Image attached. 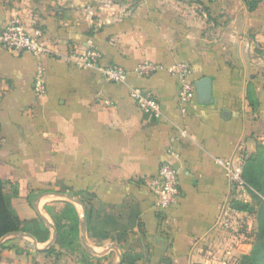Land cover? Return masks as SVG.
I'll return each mask as SVG.
<instances>
[{
	"label": "crops",
	"instance_id": "obj_1",
	"mask_svg": "<svg viewBox=\"0 0 264 264\" xmlns=\"http://www.w3.org/2000/svg\"><path fill=\"white\" fill-rule=\"evenodd\" d=\"M15 16L28 34L41 29L54 54L39 61L0 46V178L19 219L47 234L7 235L0 264H238L250 254L264 202V0L253 12L243 0H0V28ZM90 47L128 81L70 60ZM145 62L165 69L138 77ZM177 62L195 85L210 79L207 97L196 86L182 103L168 72ZM133 88L156 97L159 117L138 108ZM218 160L243 161L262 191L248 184L240 195ZM164 164L180 189L166 210L145 185ZM68 206L79 216L75 238L61 215Z\"/></svg>",
	"mask_w": 264,
	"mask_h": 264
},
{
	"label": "built area",
	"instance_id": "obj_2",
	"mask_svg": "<svg viewBox=\"0 0 264 264\" xmlns=\"http://www.w3.org/2000/svg\"><path fill=\"white\" fill-rule=\"evenodd\" d=\"M0 46L11 52L30 53L39 61L54 54L45 43L43 31L37 29L33 34H28L22 19L17 16L12 17L4 27L0 28ZM101 59V52L94 47L70 55V60L76 66L99 71L105 81L109 83L123 84L128 81L130 75L128 71L115 66L101 67ZM163 69L165 68L161 65L145 62L135 68L134 74L141 78H147ZM168 72L179 79L181 101L183 104L188 103L196 94V85L191 80V67L186 63L177 62L168 68ZM44 73V66L39 63L34 78V89L39 97L46 94ZM130 97L142 111H150L157 117L161 115L160 104L152 93L133 88L130 89ZM102 103L106 106L111 104L108 100H104ZM218 163L224 167L228 182L235 191L244 195L250 190L243 176V161L236 164L233 160H218ZM177 174L178 172L174 167L164 164L161 166L157 177L145 180L146 188L156 196L157 206L163 210L173 207L179 200L180 189ZM221 224L225 230L232 229V225L228 221L222 220Z\"/></svg>",
	"mask_w": 264,
	"mask_h": 264
},
{
	"label": "trees",
	"instance_id": "obj_3",
	"mask_svg": "<svg viewBox=\"0 0 264 264\" xmlns=\"http://www.w3.org/2000/svg\"><path fill=\"white\" fill-rule=\"evenodd\" d=\"M248 9L253 12L258 8L260 0H243ZM244 179L246 182L257 189L258 192L262 191V185L258 181V175L247 171L243 172ZM232 208L240 212H250L251 206L249 204L234 201L232 203ZM63 219H68L71 222L70 229L68 231L69 235H73L74 238L78 236L79 231V216L76 210L68 206L65 208L61 214ZM259 229L255 235V241L253 243V249L249 255L243 256L244 264H264V202L260 204L259 208ZM63 227L59 228V238L58 243L62 245L64 239L62 233ZM31 232L38 240L41 239V234L46 235L47 230L42 226L39 221L22 222L17 214L12 209L10 202L7 200L4 194L3 181L0 178V240L9 234L16 232ZM49 253H54L53 249L48 251Z\"/></svg>",
	"mask_w": 264,
	"mask_h": 264
},
{
	"label": "water",
	"instance_id": "obj_4",
	"mask_svg": "<svg viewBox=\"0 0 264 264\" xmlns=\"http://www.w3.org/2000/svg\"><path fill=\"white\" fill-rule=\"evenodd\" d=\"M200 97H207L210 92V79H204L196 83Z\"/></svg>",
	"mask_w": 264,
	"mask_h": 264
},
{
	"label": "rangeland",
	"instance_id": "obj_5",
	"mask_svg": "<svg viewBox=\"0 0 264 264\" xmlns=\"http://www.w3.org/2000/svg\"><path fill=\"white\" fill-rule=\"evenodd\" d=\"M253 240L255 241V238ZM254 241H253V243H254ZM242 262H243V257L239 260L238 264H242ZM244 264H246V262Z\"/></svg>",
	"mask_w": 264,
	"mask_h": 264
}]
</instances>
